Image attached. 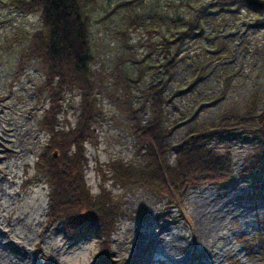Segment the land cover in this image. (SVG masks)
Listing matches in <instances>:
<instances>
[{
  "label": "rangeland",
  "instance_id": "374dc122",
  "mask_svg": "<svg viewBox=\"0 0 264 264\" xmlns=\"http://www.w3.org/2000/svg\"><path fill=\"white\" fill-rule=\"evenodd\" d=\"M120 1L96 0L86 5L91 19L92 50L98 56L93 69L101 71L95 77L101 87L97 84L94 94L104 114L96 125L98 144L85 145L89 161L86 186L93 196L100 193L99 178L93 167L96 159L100 162L139 160L136 143L127 127L129 122L116 103L117 98L123 103L125 96L120 90L112 92L110 85L118 73L114 66L126 67L124 63H130L132 57L127 55L131 51L142 57L148 41L157 42L164 35L172 38L177 10L169 4L181 0H133L132 10L119 7L114 13L106 14ZM181 2L178 15L186 17L185 13H189L194 18L201 7L215 0ZM140 11L151 16L154 25L137 30L127 28L131 50L122 45L120 32L128 26L126 19ZM158 12L163 13L164 22L160 16L156 17L161 14ZM204 12L215 14L198 19L201 37L185 43V58L178 63L173 82L166 90L167 94L176 88L184 91L165 107V126L178 124L171 134L174 140L180 139L191 124L216 119L220 111L241 108L255 89L264 94L263 27H257L254 15L245 9L223 13L218 5H208ZM176 24L182 27L180 22ZM37 25L36 14L22 15L0 7V230L5 232L0 233V242L10 238L14 244H24V248L14 247L9 252L12 260L15 255L20 257L16 260L20 264H98L102 247L99 241L70 239L53 224H47L49 188L33 168L36 155L46 141V135L37 125L41 106L36 88L42 73L33 63L22 71L17 69L16 43L9 37ZM5 36L11 47L4 43ZM201 64H206L204 79L189 86ZM126 70L131 76L135 74L131 66ZM145 72L147 80L151 72L148 69ZM223 88H226L223 97L212 101ZM132 90L138 92L135 87ZM66 95L71 103L79 105L77 91ZM131 99L135 101L134 97ZM200 102L203 107L195 119L189 120ZM68 117L72 122L76 119L72 110ZM233 140L231 156L238 175L235 181L223 188L205 185L190 189L180 209L169 208L164 200L144 189H112L125 210L117 219L116 230L108 243L109 257L115 264H264V193L254 194L256 189L242 175L254 142ZM223 145L218 142L215 146L222 150ZM105 187L110 186L106 183ZM171 242L173 246L169 245Z\"/></svg>",
  "mask_w": 264,
  "mask_h": 264
},
{
  "label": "trees",
  "instance_id": "16d2710c",
  "mask_svg": "<svg viewBox=\"0 0 264 264\" xmlns=\"http://www.w3.org/2000/svg\"><path fill=\"white\" fill-rule=\"evenodd\" d=\"M95 1L0 0V7L22 15L38 16V25L32 30L15 32L17 35L9 37L16 43L17 69L22 71L33 63L42 73L36 88L41 106L37 125L46 135V141L36 155L33 168L49 188L47 224L60 226L69 238L96 237L102 245L98 264H115L109 257L108 243L111 233L116 230L117 219L125 210L119 195L113 192L114 188L144 189L164 200L169 208L180 209L189 189L205 185L223 188L232 184L235 177L231 143L233 139L241 138L254 142L242 175L264 193V94L261 90L252 91L239 109L220 111L216 119L187 126L178 140L171 138L178 124L165 126L166 105L184 92L182 88H176L172 93H166L178 63L185 58L184 45L201 37L197 30L198 19L215 14L204 12V8L218 5L223 13L245 9L254 15L255 25L264 29V0H215L201 7L194 18L189 13H185L186 17L178 15L182 0L177 4L172 2L169 5L177 10L173 16L176 27L173 37L164 35L157 42L148 41L142 57L138 58L131 51L127 55L132 57L130 63H124L126 67L114 66L118 73L110 85L112 92L120 90L125 96L123 103L118 98L116 103L129 122L127 127L136 143L139 160L100 162L96 159L93 167L99 178L100 193L93 196L86 186L85 170L89 168V161L85 145L98 144L96 125L104 117L94 94L97 84L101 87L95 78L101 71L93 69L98 56L92 50L91 19L86 6ZM132 3L133 0H122L106 14L114 13L119 7L132 10ZM138 3L143 4L142 1ZM158 13L161 14L156 17L160 16L164 22L163 13ZM126 20L128 26L120 32L121 41L131 49L127 28H146L154 20L143 11ZM176 22L182 27H177ZM157 23L155 18V25ZM4 43L11 47L7 36ZM223 43L221 41L220 45ZM130 66L135 69L132 76L126 70ZM205 67L206 64H201L189 86L204 79ZM147 69L151 75L146 80L144 71ZM141 83H145L142 88ZM132 87L138 92L134 93ZM73 90L80 95L79 105L67 98V92ZM225 91L226 88L221 89L220 95L212 101L223 97ZM203 105L200 102L199 108L188 119H195ZM70 110L76 118L74 122L68 117ZM218 142L224 143L222 150L215 146ZM106 183L109 188L105 187Z\"/></svg>",
  "mask_w": 264,
  "mask_h": 264
},
{
  "label": "bare ground",
  "instance_id": "6f19581e",
  "mask_svg": "<svg viewBox=\"0 0 264 264\" xmlns=\"http://www.w3.org/2000/svg\"><path fill=\"white\" fill-rule=\"evenodd\" d=\"M0 233L3 235L5 232L0 230ZM157 241H161L160 238H157ZM1 247H0V264H20V262L16 261L17 259H20L17 255H15V259L12 260L11 256L9 255L10 251L15 250V248H24V244L22 242H18L17 244H14V241H12L10 238H8L7 241H1ZM169 245H174L173 242H171ZM15 247V248H14ZM183 247V246H181ZM8 250V251H7ZM16 253H18L16 251ZM170 257H174L173 252H169ZM174 260V259H171Z\"/></svg>",
  "mask_w": 264,
  "mask_h": 264
}]
</instances>
